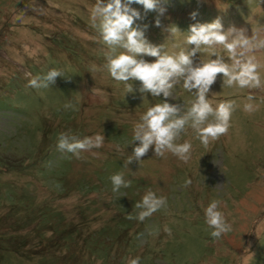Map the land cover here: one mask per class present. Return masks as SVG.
I'll return each instance as SVG.
<instances>
[{
	"label": "rangeland",
	"instance_id": "1",
	"mask_svg": "<svg viewBox=\"0 0 264 264\" xmlns=\"http://www.w3.org/2000/svg\"><path fill=\"white\" fill-rule=\"evenodd\" d=\"M95 2L0 0V240L23 249L17 254L0 244V264H129L137 256L140 264H264V88L228 87L218 76L207 99L214 109L235 101L227 134L205 148L186 126L176 143L192 144L188 163L170 152L156 157L153 146L142 165L133 161L125 167L139 145L132 144L135 125L164 98L141 94L139 81H131L133 92L126 93L106 70L91 71L106 63L107 51L91 20ZM164 6L161 27L155 26V12L137 22L148 25L149 43L165 45L162 54L190 51L194 46L185 42L190 25L217 17L225 29L247 25L253 33L264 26L258 0H167ZM132 7L143 14V6ZM172 26L179 30L173 37L167 31ZM216 51L233 62L222 46ZM250 55L264 81V49ZM211 59L202 47L193 66ZM51 69L64 74L54 85L27 87ZM195 99L181 77L167 102L183 114ZM68 103L74 107L65 108ZM245 103L257 110L245 112ZM61 133L80 139L100 134L105 140L77 159L57 149ZM118 173L131 186L114 193L110 177ZM149 190L165 197L167 207L140 222L134 205ZM214 200L233 224L219 240L205 218ZM68 234L71 246L62 239ZM87 235L90 244L81 247Z\"/></svg>",
	"mask_w": 264,
	"mask_h": 264
},
{
	"label": "clouds",
	"instance_id": "2",
	"mask_svg": "<svg viewBox=\"0 0 264 264\" xmlns=\"http://www.w3.org/2000/svg\"><path fill=\"white\" fill-rule=\"evenodd\" d=\"M166 3L167 0H96L92 7L93 26L98 29L107 51L104 53L106 63L100 68L92 65L91 71L106 70L113 80L123 83L126 93L133 92L131 81H139L142 86L138 91L141 94L164 98L163 103L150 107L141 117L142 122L135 125L132 144L139 141V145L133 147L132 154L125 160V167L133 161L142 165L141 158L146 156L153 146L156 157H164L166 152H170L184 163H188L192 156V144L187 141L176 143L185 132L186 126L195 131L205 148L212 141L227 134L231 126V115L236 107L235 101L222 102L214 109L207 99L218 76L228 87L235 85L241 89L264 88V81L258 72L260 64L256 62L254 55H250L258 49H264V38L260 37L264 26L257 28L253 33H250L247 25L237 27L230 24L225 29L221 18L217 17L211 23L190 25L185 40L186 44L194 46L190 51L181 48L178 53L162 54L165 45L154 46L149 43L145 37L148 25L137 22L145 19L149 12H155V26L161 27L159 17L165 14ZM133 4L143 6V14L133 8ZM258 4L264 6V0H258ZM37 10L39 9L33 8V11ZM196 15L197 13L193 12L191 18L195 19ZM167 31L171 37L179 32L175 26L169 27ZM221 46L233 61L231 64L225 62L217 53V47ZM202 47L215 59L193 66V58ZM121 49L123 51H119ZM143 57H153L155 62H148ZM63 75L62 71L51 69L44 76L32 78L27 87L49 88L56 83L57 77ZM181 77L183 88L196 97L183 114L179 105L167 102V98L173 93L177 78ZM143 98L142 95L141 99ZM247 100L252 101L253 97L249 95ZM73 107L71 103L65 105V108ZM256 110L257 106L252 103L244 104L245 112L252 113ZM104 140V135L100 134L80 139L75 135L61 133L57 149L71 153L79 159L82 152L100 148ZM110 179L114 193L131 186V180H126L123 173L115 174ZM191 184V179L185 182L186 187ZM220 205L221 201L214 200L205 209L206 223L213 229L211 236L216 240L233 231V224L219 210ZM134 207L141 210L135 218L143 222L161 208H166L167 200L165 197H157L149 190ZM128 219H133V216L129 215ZM164 231L171 236V229L165 227ZM129 264H140V257L130 259Z\"/></svg>",
	"mask_w": 264,
	"mask_h": 264
},
{
	"label": "trees",
	"instance_id": "3",
	"mask_svg": "<svg viewBox=\"0 0 264 264\" xmlns=\"http://www.w3.org/2000/svg\"><path fill=\"white\" fill-rule=\"evenodd\" d=\"M81 210H83V211H87L88 210V207H86V206H83L82 208H81ZM59 216L61 215V214H58ZM108 224H110V223H108ZM17 225V224H16ZM111 229H112V227H108V229H106V231H110L111 232ZM92 232H94V231H92ZM92 232H91V234H92ZM90 235V234H89ZM89 235H87V237H84L83 238V240H82V242H81V247H84L85 245H89L90 244V241H91V238H90V236ZM72 236H73V234H68L65 238H64V236H62V239L64 240V243L66 244V245H68L69 244V246H71L70 244H74L72 241H71V239H70V237L72 238ZM3 242V243H2ZM0 244H3V246H5V248L8 250V251H10V252H15V253H17V254H19V253H22L23 251V249H20V248H18V249H15L14 247H12V245L13 244H11V243H9V242H4L3 241V239H1L0 240ZM11 245V246H10ZM63 246H60L59 247V249L60 248H62ZM68 248H70V247H68ZM96 248V247H95ZM53 249H55V248H53ZM42 250H45V252H47V253H49V254H51L50 253V251H51V249H49V248H45V249H42ZM94 251L96 252V254H97V250L96 249H94ZM37 255H41V254H44V251H43V253H36ZM98 255V254H97Z\"/></svg>",
	"mask_w": 264,
	"mask_h": 264
}]
</instances>
